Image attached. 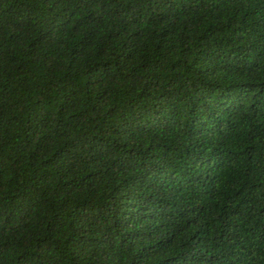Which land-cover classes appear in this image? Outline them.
Masks as SVG:
<instances>
[{"label":"trees","instance_id":"1","mask_svg":"<svg viewBox=\"0 0 264 264\" xmlns=\"http://www.w3.org/2000/svg\"><path fill=\"white\" fill-rule=\"evenodd\" d=\"M0 264H264V0H0Z\"/></svg>","mask_w":264,"mask_h":264}]
</instances>
